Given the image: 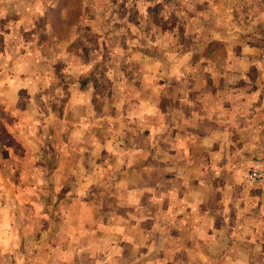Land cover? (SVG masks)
Segmentation results:
<instances>
[{
  "label": "rangeland",
  "instance_id": "374dc122",
  "mask_svg": "<svg viewBox=\"0 0 264 264\" xmlns=\"http://www.w3.org/2000/svg\"><path fill=\"white\" fill-rule=\"evenodd\" d=\"M213 44L215 52L206 54ZM1 82L0 202L16 186L25 195L0 218L25 226L24 238L35 224L64 217L50 181L58 155L70 153L82 176L90 156L96 159L90 182H82L89 191L110 194L128 185L110 181L117 171L103 165L110 161L105 145L110 133L122 148L134 142L126 130L139 125L125 118L120 99L143 97L154 84L160 94L204 99L195 141L205 143L207 169L200 184H190L203 195L181 197L169 215L164 196L173 184L161 178L154 194V184L142 182L141 206L107 215L139 226L141 247L122 264H264V182L247 180L248 170L264 168V0H0ZM70 96L78 103H66ZM166 120L160 154L168 148ZM24 174L34 183H21ZM38 197L47 198L42 210ZM200 224H213V231Z\"/></svg>",
  "mask_w": 264,
  "mask_h": 264
},
{
  "label": "crops",
  "instance_id": "0c3cea01",
  "mask_svg": "<svg viewBox=\"0 0 264 264\" xmlns=\"http://www.w3.org/2000/svg\"><path fill=\"white\" fill-rule=\"evenodd\" d=\"M56 19L57 17L51 18L53 21ZM54 32L57 33V36L56 28ZM158 70L159 68L155 66V71ZM138 81L136 80L132 83L134 84ZM0 85V87H3L4 83L1 82ZM153 86L155 85L153 84ZM153 86L149 92L144 93L143 97L135 98L134 95L132 98L123 97L120 99L122 103L126 102V108L124 109L126 116L122 115L127 119H132L136 125H139L135 126L133 132L126 130V133L134 134V142L127 143V147L122 148L125 144H118L113 135H111L112 133H110L108 143L105 145L104 154L110 161L108 164L104 163L103 165L106 168L107 166L109 169L112 168L111 173L117 171L116 174L109 175L112 178L110 181L120 185L122 183H127L128 185H125L124 188L120 187L117 192L110 191V194L109 192L89 191L82 182L86 184L90 182V174H93V167L97 164L96 159L92 155L90 156V159H94L93 164H91L90 168H87L86 175L82 176L80 169H78V164L70 153L58 155V159L56 158L54 164L53 178L50 181L54 182L58 193V202L54 206L55 208L58 206L60 211H62L64 215L62 221L56 225L55 223L35 224L30 230V232L35 231V233L28 235L29 239H26L22 233L25 226L11 223L9 216L8 220L3 222L1 217L0 264H122L126 261L127 255V259L131 260L133 255H136L139 250L138 248L141 247L142 242H138V239H136V231L139 226L136 223H128L129 226L127 228L125 222H114L111 218L110 221L107 215L109 211L110 213L114 211L117 216L123 206H130L131 208L141 206L143 189H145L144 187L142 188V182L154 184L156 188L155 192H152L154 194H159L157 192V184L161 178L165 177L167 181L173 184L171 188L169 187L166 196H164L167 199L165 211L169 215H176L175 205H177V201L181 197H184V199L196 197L200 201L203 191L194 192L190 184H192L191 182L200 184L199 175L207 169V163L204 160L207 157L205 143H196L195 141L200 138L199 133L203 130L198 117H195L201 113L200 103L204 99L201 96L192 97L183 93L180 94L181 92L169 95L160 94L159 87ZM111 99H113L112 96L107 98L108 101H111ZM69 100L78 103L71 96L68 97L66 103ZM116 104L113 105L116 106ZM64 109L62 108V110ZM122 115L121 119H123ZM162 117L167 118V124L165 125L167 126L168 135V140L166 141V147L168 148L166 153L163 152L164 154H160L162 152L158 148L160 127L163 125L160 123ZM147 118H149L150 123L146 125L137 121ZM120 128H118L119 132ZM148 129H150V134L146 133ZM92 130L88 129L85 131L88 134L90 133L92 138L95 139V134ZM74 132L75 130L72 129L71 135ZM126 133L122 131L123 135ZM148 135L151 137L149 143L146 141V144H143L141 139H136L144 138V136ZM192 136H195L196 139L190 142L189 139ZM153 140L155 143H153ZM61 147L58 149L59 152L62 150ZM94 149L90 147L87 151L92 153ZM106 149L109 152H106ZM101 153L102 150L100 151ZM162 168H166L164 169L165 172L161 171ZM30 177L32 180L29 175H22L21 183H34L33 177ZM3 179L4 176L0 175V181ZM6 179L10 180V178ZM92 179L96 180L97 178L93 176ZM78 183L86 188V191L78 193L76 191ZM114 187L117 188L116 186ZM15 189L12 194L7 195L6 200H1L0 212H2L1 210L12 212L20 207L22 195H25V193L22 194V190L17 186ZM38 198V208L42 210L47 198ZM98 201L102 206L98 205ZM123 202L127 203L123 204ZM162 203L164 202L162 201ZM112 208L114 209L112 210ZM200 208L204 209L205 207L200 206ZM212 225L201 226L200 224L198 228H209L208 230L213 231L211 229ZM29 229L26 228V230ZM53 230L57 232L56 235L49 237V232ZM128 230L130 235L126 233ZM26 245H28V251L25 252L23 248ZM127 246L130 248L129 251H126ZM115 247H118V256L112 254V249ZM175 259L173 258L172 261ZM157 260L158 258H156ZM184 260L187 261L188 258Z\"/></svg>",
  "mask_w": 264,
  "mask_h": 264
},
{
  "label": "built area",
  "instance_id": "2783aa9c",
  "mask_svg": "<svg viewBox=\"0 0 264 264\" xmlns=\"http://www.w3.org/2000/svg\"><path fill=\"white\" fill-rule=\"evenodd\" d=\"M247 180L249 183L253 182H264V168L254 167L248 170Z\"/></svg>",
  "mask_w": 264,
  "mask_h": 264
},
{
  "label": "trees",
  "instance_id": "16d2710c",
  "mask_svg": "<svg viewBox=\"0 0 264 264\" xmlns=\"http://www.w3.org/2000/svg\"><path fill=\"white\" fill-rule=\"evenodd\" d=\"M216 47H217V45L216 44H213L212 46H210L209 48H207L206 54H212V53H214L215 50H216Z\"/></svg>",
  "mask_w": 264,
  "mask_h": 264
}]
</instances>
